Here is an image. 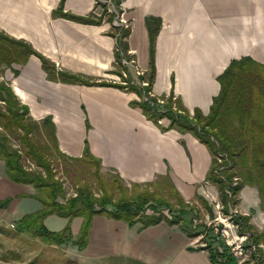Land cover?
I'll list each match as a JSON object with an SVG mask.
<instances>
[{"label":"crops","instance_id":"1","mask_svg":"<svg viewBox=\"0 0 264 264\" xmlns=\"http://www.w3.org/2000/svg\"><path fill=\"white\" fill-rule=\"evenodd\" d=\"M60 4L61 0H0V35L14 44H29L56 71L97 82L130 80L140 88L151 66L147 18L153 28L160 21L151 91L165 96L173 91L189 111L199 108L204 114L220 91L218 76L232 60L250 56L264 64V0L63 1L64 13L100 19L98 23L55 14ZM116 16L119 25L113 23ZM124 44L121 61L123 56L133 59L141 74L118 63L116 50ZM13 54L5 73L9 85L30 116L51 118L61 152L81 157L87 143L101 160L102 172L112 171L129 185L165 179L186 200L203 195L204 183L216 192L206 179L213 159L209 147L191 132L164 130L147 118L141 107L132 104L139 100L137 92L50 79L37 54ZM242 190L247 200L237 212L250 214L253 209L251 222L264 227L257 187ZM6 198L10 202L0 206V221L6 223L15 225L25 214L43 208L37 188L13 181L0 158V200ZM43 222L50 231H61L69 224L76 239L84 218L52 213ZM141 226L142 222L129 225L97 213L86 246L69 243L77 248V259L83 264L112 258L139 264H214L209 248L184 221L173 223L165 217Z\"/></svg>","mask_w":264,"mask_h":264},{"label":"trees","instance_id":"2","mask_svg":"<svg viewBox=\"0 0 264 264\" xmlns=\"http://www.w3.org/2000/svg\"><path fill=\"white\" fill-rule=\"evenodd\" d=\"M63 1L61 0L59 10L55 14H61L66 18L85 23L100 22V19L64 13L62 9ZM147 24L151 39V66L148 76L149 86L145 87V92L150 91L154 78L155 37L160 21H157L156 26L153 28L151 18H147ZM127 34L128 30L124 32L123 37ZM3 38L7 42H11L6 37ZM16 44L21 47V51L15 49L12 50L13 52L21 53L24 56L34 53L41 58L43 68L47 70L50 79L88 85H110L133 90L141 97L144 94V91L132 84L130 80H126L124 85L117 82H97L78 75L56 71L55 65L35 51L29 44L22 41H18ZM124 49H126L125 44L123 49L116 50V59L119 64L122 63L121 50L126 52ZM8 53H10L8 46L0 45V55L7 64L11 62V58L6 57ZM218 81L220 91L213 98L207 114H204L199 108H195L190 113L182 99L175 97L173 91L168 96L163 95L166 99V109L158 107L159 104L156 103V98H151L150 101L140 99L133 101L132 104L141 107L147 118L153 120L162 129L175 128L181 133L189 131L209 147L213 159L207 179L219 184L224 199L227 198L226 201L229 198L227 190L230 191L231 195H234L245 185L256 186L260 207L264 210V64L250 56L234 59L218 76ZM0 100L6 104L5 110L0 109V120L3 126L5 128L12 127L16 130L21 129L22 133L19 136L22 143L27 146V152L34 157L36 164L42 167L44 171L43 173L42 171L27 169L21 162V151L12 148L8 138L5 135H0V158L5 161L8 176L15 182L33 184L37 189L44 190L46 193L44 197L37 195V198L43 203L41 210L25 214L15 222L17 233L25 232L36 236L47 244L59 245L64 242H72L83 248L87 244L92 218L97 213H105L110 217L123 219L129 225L142 222L141 227L156 224L163 219L157 211L162 203L156 200V191L150 188L152 187L151 183H147L142 190L138 189V187H141L140 184L135 183L132 192H130L131 190L128 187L122 185L123 180L119 175L116 174L113 180L106 179L102 175L101 160L91 153L87 143L81 157H71L61 152L58 147L55 125L51 118L46 117L41 121L51 128L55 150L60 155L72 160L93 161L102 188V195L99 197H96L90 190H79L75 196L68 198L65 202L59 201L58 196L64 191L63 184L55 178L52 163L41 151L38 143L29 137L31 128L24 121L29 112L27 105L23 104L12 90V87L5 83H0ZM174 102L176 109L173 108ZM163 117L170 119L167 127L161 126L159 122ZM216 157L223 159L224 163L218 162ZM233 167H239V170L233 171ZM234 177H237L238 180L240 178V181H237L235 185L231 182ZM114 182L118 183V194L113 193ZM10 200L11 198L0 200V206L6 207ZM151 201L156 202V204L150 203ZM149 208L152 212L147 213ZM228 211L229 209L226 207L225 212L228 213ZM253 212L252 209L250 214L237 215L236 218L233 216V221L237 228L241 227L239 232L250 234L252 243L256 245L255 250L252 252L256 264H264L263 249L259 246L260 243H264V230H257L251 222ZM52 213L68 217L83 216L84 222L79 236L72 239L69 224L61 231H50L44 225L43 220L46 215ZM179 220L180 218L175 216L172 222L175 223ZM213 240L220 241L216 235ZM220 243L210 251V257L214 264H227V260L224 258L230 254V251L224 242ZM222 258L225 262L222 261ZM67 263L81 264L72 259L68 260ZM29 264L42 263L36 259Z\"/></svg>","mask_w":264,"mask_h":264},{"label":"rangeland","instance_id":"3","mask_svg":"<svg viewBox=\"0 0 264 264\" xmlns=\"http://www.w3.org/2000/svg\"><path fill=\"white\" fill-rule=\"evenodd\" d=\"M3 44L8 46L10 53H8L6 57L11 59L15 56L13 53L11 54V52H13L12 50L21 49L18 45L12 42H7V40L0 35V45ZM7 70V63L4 62L2 56L0 55V83L9 84V80L5 76ZM146 79L148 82V78ZM120 81V84H122L123 80L120 79ZM124 84L126 83H123V85ZM140 85L142 91H145V87L149 86V84L143 86L141 83ZM148 92L146 91V94H148ZM150 92L152 93L151 86ZM140 98L141 96H139V100ZM151 98H156V103L159 104L158 107L160 109H166V99H164L165 96L155 95L152 93L151 95L149 94V101ZM158 98L164 99V102L159 103ZM5 107L6 104L0 100V109L5 110ZM173 108L176 109L175 102L173 103ZM190 113L192 112L190 111ZM24 121L28 123L31 128L29 137L38 143L41 151L52 163L55 178L63 184L64 191L58 196L59 201L65 202L68 198L75 196L79 190H90L96 197L102 195V188L98 181L95 171V163L93 161H76L60 155L54 148L53 136L51 135V128L49 125L43 124L41 120H36L29 114L25 116ZM159 122L163 127H167L170 123V119L168 117H163ZM21 133V129L16 130L12 127L5 128L0 120V135H5L8 138L9 144L12 148H17L21 151V162L25 165V167L33 171H42L44 173L43 168L38 166L34 157L27 152V146L22 143L19 136ZM216 158L218 162L224 163L223 159H218V157ZM236 170H239V167H233V171ZM102 175L108 180H113L116 174L112 171L105 170L102 172ZM207 180H210L211 184L216 187V192H212L211 188L206 187V183H204V194L196 195L194 198L187 199L188 201L184 199L175 189H173L169 182L165 179L152 182L153 184L151 183L152 187L150 188L156 191V200L162 203L157 210L158 215L163 218L166 217L173 219L175 216L180 218L181 221L186 223L188 230L191 231L193 236L201 237V240L205 244L203 245L206 248H209V251L221 244L220 242H223L213 240L216 235L214 225L219 226L220 231L227 230L230 233V238L232 239L234 237L240 238V236L245 235V238H242V241L240 240L241 238L238 239L239 242L241 241V246L245 250L243 254H234L231 246L228 245L230 247L228 248L229 251L233 252V254L230 252V254H228L227 257L225 256L224 259L227 260V264H242L243 260L246 261V264H256L255 260L252 259V252L254 250H249L251 245H256L252 243L253 241L250 238V234H241L239 232L241 227L236 228V224L233 221L234 217L236 218L237 215L239 216L244 214L242 212L231 213L230 211L236 210L237 208L240 209V205H242L241 202L247 200L244 196H242V189L248 185H245L234 195H229L228 201H226L227 198L224 199L219 184L211 179ZM235 181H240V178L238 180L237 177H234L231 180L233 183ZM114 183L113 193L118 194V183ZM122 185L124 187H128V189L131 190L130 192H132L133 184L129 185L123 181ZM140 186L141 187H138V189L142 190L145 187V184H141ZM37 195L44 197L46 196V193L44 190L37 189ZM214 195H216V197ZM181 200H183V202H181ZM150 203L156 204L154 201H151ZM226 207L229 209L228 213L225 212ZM148 210L152 212L151 208L147 209V213ZM194 218H198L196 227L192 224ZM224 223L231 225V227H226ZM254 226L259 231L264 230V227H258L255 224ZM234 246H236V243H234ZM259 246L262 247L264 253V243H260ZM76 253L77 248L72 246L69 242H64L59 245L47 244L36 236L29 235L25 232L17 233L15 225L12 223L10 224L0 221V264H29L36 259L42 264H68L67 262L70 259L77 260L79 263L83 264L77 259ZM224 259L222 258L223 262H225ZM97 264L139 263L112 258Z\"/></svg>","mask_w":264,"mask_h":264},{"label":"built area","instance_id":"4","mask_svg":"<svg viewBox=\"0 0 264 264\" xmlns=\"http://www.w3.org/2000/svg\"><path fill=\"white\" fill-rule=\"evenodd\" d=\"M113 23H114L115 25H119V24H120V20H119L118 16L115 17ZM121 62H122V64H123L124 66L134 68V70H135V72H136L137 74H141V71H140V70L138 69V67L135 65V61H134L133 59H129L128 57L123 56ZM123 74H124L125 76H127V73L123 72ZM123 83H126V82H123ZM141 84H142L143 86H145L146 84L148 85V82H147V81H142ZM149 94L151 95L152 93L149 91L148 94H146V92L144 91V94H143V96H142L140 99H143V100L149 101ZM158 102H159V103H163V102H164V99H162V98H158ZM219 157H220V156H219ZM219 159H220V158H219ZM233 184H234V185L237 184V181H235ZM227 192H228L229 195H231V193H230L229 190H227ZM230 211H231V213L237 212L236 210H230ZM148 212H149V210H148ZM197 223H198V218H197V219L194 218V219H193V223H192L193 226L196 227ZM224 224H225V226L228 227V228L231 227V225H227V223H224ZM236 228H237V225H236ZM214 229L216 230V236H217V238H218L220 241H223V242L227 245L228 248H230L229 246H231L232 251L234 252V254H238V253H239L240 255L243 254V252H244L245 250H244L243 247L241 246V241H242V238H245V235L240 236L241 239H240V238H235V237L232 239V238H230V233H229L227 230H224V231L222 230V231H220V230H219V226H216V225H214ZM238 239H240L241 241L239 242ZM234 243H236V246H234ZM204 245H205V244H204ZM228 245H229V246H228ZM232 246H233V247H232ZM255 248H256V246L251 245V247L249 248V250H250V251H251V250L253 251V250H255ZM230 252H231V251H230ZM233 252H231V253L233 254ZM252 259L254 260L253 257H252ZM255 262H256V261H255ZM242 264H246V261L243 260Z\"/></svg>","mask_w":264,"mask_h":264},{"label":"water","instance_id":"5","mask_svg":"<svg viewBox=\"0 0 264 264\" xmlns=\"http://www.w3.org/2000/svg\"><path fill=\"white\" fill-rule=\"evenodd\" d=\"M222 249V247H220Z\"/></svg>","mask_w":264,"mask_h":264}]
</instances>
